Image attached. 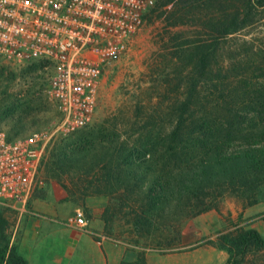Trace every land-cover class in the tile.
<instances>
[{
  "label": "rangeland",
  "instance_id": "1",
  "mask_svg": "<svg viewBox=\"0 0 264 264\" xmlns=\"http://www.w3.org/2000/svg\"><path fill=\"white\" fill-rule=\"evenodd\" d=\"M256 5L257 0H159L130 50L103 75L92 123L49 144L24 210L0 205V250L8 246L20 255L27 234L37 244L47 237L42 242L49 250L60 249L62 237H52L49 229H68L77 211L98 243L105 237L139 248L134 264H147L146 253L167 262L226 264L224 235L243 228L264 237V183L225 182L221 156L211 159L212 174L221 171L215 182L187 194L182 179L190 176L181 167L186 162H180L173 137L167 140L180 103L190 104L182 136L191 124L211 117L212 101L225 90L226 63H237L235 75L249 74L251 59L264 58V13L249 10ZM235 15L248 27L225 37V18ZM49 75L40 64L0 58L1 130L26 137L54 126L59 114L44 93ZM242 264H264V251Z\"/></svg>",
  "mask_w": 264,
  "mask_h": 264
},
{
  "label": "built area",
  "instance_id": "2",
  "mask_svg": "<svg viewBox=\"0 0 264 264\" xmlns=\"http://www.w3.org/2000/svg\"><path fill=\"white\" fill-rule=\"evenodd\" d=\"M159 0H0V58L50 72L45 96L59 117L51 129L9 138L0 129V205L24 210L46 149L94 120L103 75L130 50ZM70 228L86 230L81 211Z\"/></svg>",
  "mask_w": 264,
  "mask_h": 264
},
{
  "label": "trees",
  "instance_id": "3",
  "mask_svg": "<svg viewBox=\"0 0 264 264\" xmlns=\"http://www.w3.org/2000/svg\"><path fill=\"white\" fill-rule=\"evenodd\" d=\"M174 1L161 0V3L171 4ZM253 9L264 13V0H257V5L249 8L250 12ZM240 20L238 15L225 18V26L222 28L225 37L248 27L246 21ZM204 58L200 59V63L204 62ZM254 62H258L256 66ZM261 63H264V58L260 54L251 59L249 74L236 75L233 72L239 69L237 63H226L225 90L212 101L211 117H203L194 125L191 124V132L183 136L181 132L186 127L185 115L190 104L183 102L178 105L180 113L167 140L173 137V144L181 149L180 162H186L181 167L183 174L190 176L182 179L187 194H191L194 186L203 188L215 182L221 171L218 175L212 174L211 167L215 163L211 159L221 156H225V172L221 174L225 182L229 180V183L245 185L252 181L258 187L264 183V178H261V174H264V64ZM7 135L11 139L19 137L10 133ZM164 141L166 138L161 140ZM2 230L0 220V234ZM221 241L229 252L226 264H242L250 254L264 251V237L253 229L235 228L224 235ZM0 264L28 262L15 248L6 246L0 250Z\"/></svg>",
  "mask_w": 264,
  "mask_h": 264
},
{
  "label": "crops",
  "instance_id": "4",
  "mask_svg": "<svg viewBox=\"0 0 264 264\" xmlns=\"http://www.w3.org/2000/svg\"><path fill=\"white\" fill-rule=\"evenodd\" d=\"M60 229L57 226L49 229L52 237L56 236L58 240L62 237L60 249L49 250L42 242L47 237L38 240L39 244H37L36 237L27 234L19 249L20 255L28 264H134L138 262L139 248L133 251L129 246L119 245L105 237H101L98 243L90 233L89 224L86 230L69 227L60 232ZM145 255L147 264H171V262L182 264V260L178 258L167 262L165 257L153 256L149 253Z\"/></svg>",
  "mask_w": 264,
  "mask_h": 264
}]
</instances>
